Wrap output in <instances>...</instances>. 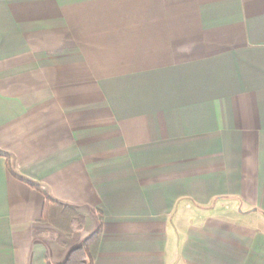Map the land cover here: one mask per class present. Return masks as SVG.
<instances>
[{
  "label": "crops",
  "instance_id": "obj_1",
  "mask_svg": "<svg viewBox=\"0 0 264 264\" xmlns=\"http://www.w3.org/2000/svg\"><path fill=\"white\" fill-rule=\"evenodd\" d=\"M46 195L93 264H264V0H0V264L66 262Z\"/></svg>",
  "mask_w": 264,
  "mask_h": 264
},
{
  "label": "trees",
  "instance_id": "obj_2",
  "mask_svg": "<svg viewBox=\"0 0 264 264\" xmlns=\"http://www.w3.org/2000/svg\"><path fill=\"white\" fill-rule=\"evenodd\" d=\"M29 184L45 194L40 187L32 183ZM84 222V217L76 210L66 207L46 195L41 223L57 230L60 234L57 245L65 242L64 248L70 250V258L64 264H93V248L99 239L100 232L90 237L81 248H74L80 241L79 231Z\"/></svg>",
  "mask_w": 264,
  "mask_h": 264
},
{
  "label": "rangeland",
  "instance_id": "obj_3",
  "mask_svg": "<svg viewBox=\"0 0 264 264\" xmlns=\"http://www.w3.org/2000/svg\"><path fill=\"white\" fill-rule=\"evenodd\" d=\"M65 245H66V243L64 242V243H62V244H60L59 243V245H54V250H56L57 252H59L60 253V256H59V258L61 259V260H68L69 258H70V250H66V248H64L65 247ZM83 246V242L82 241H79V243H77V245H75L74 246V248H78V247H82Z\"/></svg>",
  "mask_w": 264,
  "mask_h": 264
}]
</instances>
